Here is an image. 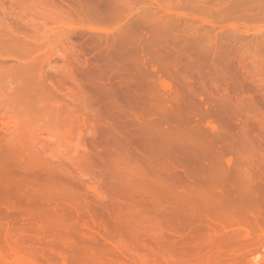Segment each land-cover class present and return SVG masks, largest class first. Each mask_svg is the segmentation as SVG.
I'll return each instance as SVG.
<instances>
[{"label":"bare ground","instance_id":"bare-ground-1","mask_svg":"<svg viewBox=\"0 0 264 264\" xmlns=\"http://www.w3.org/2000/svg\"><path fill=\"white\" fill-rule=\"evenodd\" d=\"M79 1L76 0V2H78L81 6L82 15L84 14L83 17H85L87 22L90 24V26L87 28L88 32H90L89 33L90 36H88V35L84 36L85 39L87 38V40H86L87 41V46H86L87 48H85L83 46L84 43L81 42L82 38L80 37L81 38L80 39V42H81L80 48H78L75 44L74 45L72 44L71 45L72 47L70 46L71 48L68 49V47H67L68 45L66 43L68 41H70L69 37H71V35L69 36V34H68V39L65 38V36H67V35H65L64 38L68 41L66 43L65 42L64 43L67 45L66 47H67V50L69 52L67 54L65 48H63L65 52L62 49V51L60 53H62V54L65 53L64 54L65 56L63 57L62 54L59 55L60 56L59 58H63L65 61L64 62L65 66L63 64V66L61 67L65 71L63 72V70L60 69V70H62V72H60V70L58 72H59V75L61 77H59V75H56V77H57V80H56V77L52 76L53 78L55 77L54 80H53V78H51V79L48 78L47 82L50 83L52 88L53 87L54 88L59 87L58 88L59 90L58 89L57 90L60 91V87L63 90V88L65 86H67V84H68V83H66L67 80L69 82L71 81V83H73L76 87V89L74 88L75 91L71 90V94L73 92V94L75 95L76 98L79 97L80 95L82 96L86 87H87V90H89V89L90 90L93 89V91L99 90V92L102 93V97L97 93V96L101 97L98 101L96 100L97 99L96 97H95L96 99L94 97L92 98L93 102H94V99L98 102V103L95 102L94 103L95 105L91 104V105H93L91 108L97 106V108L95 107L96 109L94 110V115H93L94 120H93V118L91 119V120H93L92 122H94V126L92 123V127L94 128L93 130L96 132V134L99 133V134L103 135V137H102L103 140L101 143H104V144L110 143L111 145L113 144L115 146L112 145L113 147H108V145H110V144H108L106 147H104V146H102L103 144L102 145L99 144L100 146H98L96 143L97 146L94 147V149L96 148L94 151L95 153L93 152L94 149L92 148L93 149L92 154H91V156H88V158L90 159V165L92 164L91 161L97 160V162L100 161L101 165H102V163L103 164L105 163L104 168H105L106 162H107V164L113 162V164H109V167H110V165H111V167L108 168V171L106 170L107 172L105 171V169L102 170V171H105L107 173V177H108L109 181L106 180V181H108V183L106 185L102 184V187L99 189V190H101V193L110 194V196H109L110 200H108V197H107V200L111 202L110 207H112V210H110V211L112 213H113V211H116V210L120 212V209L125 204V202H123V201L126 198H128L131 201V203L129 205V209H130V206H133V205L139 206V204L142 202H143L142 205L144 203L145 204L148 203V205L146 204V206H149V204L156 206V204H158L156 207H159L160 202L162 200H164L165 198H168L165 195L169 196L170 194L175 193V192L170 193L168 187L171 186L170 190H172L171 188L173 186V191H174V187L176 186L175 187L176 193L174 194V197H175L177 192L180 191L181 187H182L181 190H183V184L186 186V184L188 183L187 185H189L190 184L189 181H191V179H193L194 177L198 181H201V182L196 181V179H194V180L197 182V184L194 182H191V184L193 186L195 184V187L193 188L195 193L194 194L192 193L193 195H191L193 197L196 196V194H197L196 191H198V189L196 190V185H197V187H199V185L203 186V184H204V186L206 187L207 185L210 186V184H213V185H211V187L214 188L216 186L215 184H217V183L216 182L214 183V181H213V183H211V180H212L211 179V180H209L210 181V184H209V182L207 181V177L209 179L212 176L215 177V176H219L220 174L224 175V173H225V176H228V177L232 176L233 177V178H230L231 181L228 177L227 178L229 179L230 182H232V181L235 182L236 187H235L234 183L232 182V184L236 188L235 191L237 189H239L238 186L240 183H242L241 179L244 178V177L242 178V172L243 173L245 172V174H246L243 176L247 177V174H248V176L249 175L252 176L251 177L252 180H254L257 184L261 185V187L259 186L258 189H260V190H261V188L264 189V163L263 164L261 162L259 163L257 160V159L262 158L261 155L264 152L263 149H262V152L259 150L260 148H262L261 145L264 144V123H263L264 120H262V117L259 116L260 114L258 113L259 112L258 110L260 108L259 109L256 108V110H255V102H257L256 99L261 102L260 104H262V103L264 104V56H263L264 55L263 54L264 53L263 52V50H264L263 49V47H264V35L263 34L264 33L261 34L260 36L256 35V37L259 36V38H261V39H257L255 36L252 38L253 42L257 41V43H254V44L255 45L260 44L261 47L255 46L253 44L255 46L254 47L252 45V42H251L252 39L251 40L249 39V41L247 40L248 43L247 42L243 43L244 42V40H243L242 41L243 47H242V44H240V43H239V45H241V47H238V46H236L238 44L235 45L234 41L232 39L231 40L233 41V44H231L232 42L229 41L230 38L229 39L227 38V35H228L227 30L228 29L225 31V29L221 28L222 30H224V31H222V33L223 32H226V33L223 34V36H222V33H220L216 37H214L212 35L215 32L214 28H211L214 30V32H213L211 29L208 30L207 28H204V27L202 28L200 26V24H199V26L201 27L200 29H205V32H204L205 34H200V35L197 34L196 35V33H192L193 30H191V29L194 28V26H190L192 28H188V29L185 28V30H187V31L182 30L183 32H181L179 29H177V26H176L177 25L176 24L177 19L172 15V13H171L172 11H170V10H173L172 7L174 5L172 0H171V3H173V5H171V3H170L169 8L166 7L168 4H166V6H165L164 4H162V2H160L159 8L157 7L158 9L157 8L155 9V6L151 5L152 7L150 6V8H148V9L143 8V10H145V11L140 12V13L135 12L133 10V7H131V4H129V5L127 4L128 2H126V0H82L83 3H81L82 2L81 0H79ZM144 1H146V0H144ZM144 1L142 0V2H144ZM185 1L188 3V5L190 4V6H194V5H191V4H193L192 2H194V1H192V0H185ZM217 1H215L214 3H216ZM220 1H227V0H220ZM234 1H237V2H234L236 4L239 3L238 6H236L233 3V1L232 2L228 1V3L230 5L234 4V5H232L233 7L231 6L232 7L231 9L234 8L233 10H231L229 8L230 9L229 11L230 12L232 11L231 15H236L238 13L240 14V12L241 11L243 12V9L247 6V3L248 4L251 3L250 0H248V1L242 0L244 4L242 3L241 0H234ZM263 1L264 0H262L260 2V0H258V2H257V0H254L249 5V7L250 6L252 7L251 10L247 6V8H245V10L246 9H248V10L244 13L246 15L248 13H253L252 16H255V14H258L256 16H259L261 13L263 14L262 11H264V10L261 11L262 5L260 4V3H264ZM203 2H204V0H203ZM245 2H247V3L245 4ZM197 3H198V0H197ZM200 3H202V2H200ZM240 3L245 5L244 7H241V9L239 6H242V4H240ZM150 4L151 3H149V5ZM152 4H155V3L152 2ZM157 4H159V0H157ZM157 4H156V6H157ZM161 4H162V6H161ZM217 4H218L217 7H219V6L221 7L225 3L220 4V2L218 1L216 3V5ZM229 4H226V5H228L230 7ZM252 4H254V7ZM182 5H184V4H182ZM216 5L214 4V6H216ZM255 5L260 6V8H258V7L257 8L259 9V11H261V13L255 12L256 11ZM153 6H154V8H153ZM207 6H204V7L207 8ZM235 6L240 9V12L237 11L239 9H237ZM183 7L185 8V5ZM195 7H196V5H195ZM204 7L202 8L203 10H204ZM211 7H210V9H211ZM217 7H215V8H217ZM176 8L174 7V9H176ZM181 8L179 7V9H181ZM198 8H200V7L198 6ZM225 8H223V10ZM210 9L209 8L205 9V12L207 10L208 11L206 13H202L201 16H204L203 14L208 15L207 13L211 14V11H209ZM203 10H201V11L204 12ZM211 10H213V9H211ZM227 10L228 9H226V12H228ZM173 11H175V10H173ZM192 11H193V9H192ZM214 11H212V12H214ZM219 11H217V13ZM233 11H235L236 13ZM226 12L222 13V11H221L222 15L224 14L225 17L228 16V15H226ZM254 12H255V14H254ZM197 13L199 14L198 10H197ZM193 14L191 16H193ZM200 14H201V12H200ZM213 15H212V17H214V20H215L216 15L215 16H213ZM218 16H219V14H218ZM247 16L249 17V16H251V14H248ZM188 18H190V17L188 16ZM206 18H207V16H206ZM231 18H232V16H231ZM233 18L231 20H233ZM236 18H235V20H236ZM242 18H241V20H242ZM262 18L263 17L261 16V18H259V19H262ZM179 19H180V17H179ZM225 19H227V18H225ZM181 20H183V19H180V21ZM191 20H193V19H191ZM235 20H234V22H235ZM237 20L239 21V19H237ZM254 20H256V17ZM95 21L96 22L98 21L100 23L101 22L104 23V24L101 23V25H105V23H107L106 24L107 26H108V24L110 26H113L114 22L115 23L118 22L117 25H119V24L120 25L117 28H115L116 26L114 25L115 26L114 29H112V27L110 28V26H108L109 28L107 27L108 29L107 28L103 29V28H97V27L92 26L93 23H96ZM196 21H198V20H196ZM209 21L211 22V20H209ZM221 22H219V23L221 24ZM110 23H112V24H110ZM224 23L226 24V20H225V22L222 23V25ZM181 24H179V25H181ZM94 25H96V24H94ZM184 25H187V23L186 24L184 23ZM216 25H217V23H216ZM213 26H215V25H213ZM218 26H220V25L218 24ZM181 27H183V26H181ZM185 27H187V26H185ZM225 27L226 26L224 25L223 28H225ZM189 29H190V31H188ZM196 29H198V28H196ZM200 29H199V32H200ZM237 29H238V27H237ZM206 30H208V31H206ZM210 31H212V34ZM229 31H231V30H229ZM208 32H210L209 35L207 34ZM200 33H202V31ZM216 33H217V30H216ZM230 34L233 36L234 33H230ZM237 34H239V33H237ZM224 35H226V36H224ZM219 36L222 38L223 37L226 38L227 40H225V41H227V42H224V40L222 38L220 40ZM262 36H263V39H262ZM212 37L217 38L216 43H213L214 38H212ZM228 37H229V35H228ZM245 37H246V35H245ZM231 38H233V37H231ZM239 38L240 37H238V39ZM241 38H242V36H241ZM246 38H248V37H246ZM57 39L59 40L60 38H57ZM65 39H63V41H66ZM212 39H213V41H212ZM254 39H257V40L254 41ZM218 40L221 42H219ZM37 41H39V40H37ZM245 41H246V39H245ZM238 42H240V39L238 41H236V43H238ZM258 42H260V43H258ZM40 43H43L42 45L46 46V48H47V43H46V45L44 42H40ZM246 43L249 44L247 47L244 46V44H246ZM56 44L57 43H55V45ZM42 45L40 44V46H42ZM62 45L63 44L61 43V47H62ZM250 46L251 47L253 46L254 48L252 47V49H251ZM57 47H59V48H57V50H55V47H54L55 53H56V51H58V49H61L60 44L57 45ZM248 47L250 48L251 52H253V53L258 50V48L255 50L256 47H260L263 50L259 49L262 51L261 52L258 51L257 53L255 52L253 55V53L252 54L250 53V50ZM88 51H94L95 53L92 54L91 52H88ZM87 53H90L91 56ZM86 54L90 57L86 56ZM255 54H257L261 58H259ZM47 55H50V54H47ZM51 56H53L52 58H54V56H55L54 53H53V55L51 54ZM47 58L48 57H46L44 60H42L43 61L42 67L45 66L43 63H45L44 61ZM41 59H43V57ZM38 61H37V64L39 63ZM47 61L49 62L50 59L49 60L47 59L46 63H48ZM39 65L41 66V64H38V66ZM35 68H37V66ZM37 72H38V70H37ZM60 73H62V74H60ZM42 77H44V76H42ZM42 77L40 79H42ZM84 77L88 79L86 82L84 81L85 80ZM58 78H60V79H58ZM83 78H84V80H83ZM36 79H37V77H36ZM41 81H40V83H41ZM43 81H45V80H43ZM41 85L43 87V85H44L43 82L41 83ZM62 90H61V93H63ZM51 92H52V90H50V93ZM53 93H52L53 96H55V95L60 96V93H59V95L53 94ZM86 93H87V91H86ZM66 94H68V91L66 92ZM74 95H72V96L74 97ZM90 95H93V94H90ZM62 96H65V94ZM81 96H80V98H81ZM58 99H61V98L58 97ZM78 99H74V100L78 101ZM259 101L257 103H259ZM96 104H98V105H96ZM256 106L258 107L260 105L256 104ZM67 110H70V109H67ZM72 111L70 110V112L73 114L74 112H72ZM71 113L69 114V112L67 111L68 115H72ZM74 116H73V118H74ZM68 117L69 116L66 117L68 123L71 121L76 122V121H74L75 118L74 119L71 118L72 120H70ZM6 122L10 123V121L7 119H6ZM206 122L208 123V125L211 126L212 130L209 132L207 130L205 132L206 133L205 136L197 135L199 133L197 132L198 130H195V129L199 128L203 132L205 127H202V126L205 125ZM7 123H5V124H7ZM11 123H12V121H11ZM0 124H1V122H0ZM194 126H196L197 128H195ZM193 127L195 129L192 131L193 133L191 134L190 131L192 130ZM10 128H8V129L10 130ZM0 132H1V130H0ZM195 133H196V135H194ZM8 134H10V133H8ZM2 135L3 136L0 137V190L3 191L4 193L6 192L7 196L9 195V198H8L9 201L6 198H5V201H3L4 200L3 196L0 195V197L2 196V198H0V206L5 205L4 202L7 203L6 200L8 202H10V198L12 196L11 203H8V205H12V206L17 208L16 211H18V212L15 213L14 215L18 216L17 220H20L19 222H21L22 218L24 216V212L22 210H24L25 208H26V210H29L30 208L34 207L35 210L37 208H38V210L39 209L41 210V208L44 205L48 204L49 201H50V203H52V201H55L54 200V199H56L55 197L58 198L59 195L57 196V194H56V196H55L53 191H52V194L54 196L52 194H49L50 197L52 198V199H49L50 198L49 195L47 196V194L49 192L47 191L48 192L47 193L43 190L44 187L49 184V183L46 184L47 182L45 183L46 180L48 181V177L55 181L56 178L54 177V173H56L55 169L57 167L54 166V167H51V169H50V167H48L47 163H45L46 161H43L42 158H39L40 157V156H38L39 154L38 155L35 154L33 156L34 158L33 157H30L31 159L27 158L28 160L27 161L24 160L25 162L19 161L21 163L14 160L17 156L14 159L8 158L5 155H7L6 153H8L10 146H12L10 144L12 142V140L6 139V137H4L5 136L4 134H2ZM21 135H22V133H21ZM6 136H9V135H6ZM125 137H127V138H125ZM200 137L201 138L205 137V139L201 140ZM24 140L26 141V142L24 141V144L27 143V145H26V147H27L29 145V142L26 139H24ZM18 142H20V141H18ZM18 144L19 143H17V142L15 143L16 146ZM22 144L20 147H22ZM257 145H260V147L259 146L257 147ZM27 148H29V147H27ZM251 148L252 149L256 148L255 152L257 155L255 157L260 156V158H258V157L257 158H255V157L250 158L249 157L250 159L248 158V161H246L247 159H246V157H244L245 152L242 153V151H245V150L247 151L249 149V152H250ZM23 149H24V147H23ZM119 149L128 150L132 156H134L136 158H140V159H138L139 162H140V160H142L143 164L145 163L146 166L148 167L149 172H147V173L149 175L152 172H154L153 177L157 175L156 178L154 177L155 182H152V180L154 179V178H152V176L148 177V179H150L152 182L151 186H148L147 184L144 183L147 176H148L146 174V171H147L146 166H144L145 170L142 172H140L141 168H139V170H140L139 172L143 173V174L140 175V174H137L139 172H134L138 176L137 177L138 181L140 179L139 177H142L140 179L141 181H139V182H141V184L139 182L135 181L136 179L135 180L133 179L134 177L131 176L133 173L131 175L129 174L133 170L129 171V169L128 170L126 169L127 167L126 168L123 167L124 169H126L127 172L129 171V173H128L129 176H128L127 174H125L127 172L126 171L124 172V169L119 168V166L118 167L112 166L118 162V160H116V158H117V154H118L117 150H119ZM257 149L259 151H257ZM19 150L17 152H19ZM26 150H28V149H26ZM11 151H10V153H11ZM22 151H24V150H21V152ZM17 152H14L15 153L14 155H11L9 153L10 157L15 156L17 154ZM125 152L123 151V153H125ZM249 152H246V154H248L247 157L250 156ZM251 152H252V150H251ZM255 152H254V154H255ZM260 153H262V154H260ZM258 154H260V155H258ZM252 155L253 154H251V156ZM43 156L44 155H42L41 157H43ZM127 156L123 159L128 158ZM18 158H20L19 160L22 159L20 156H18ZM76 158L78 159V157H76ZM136 158H135V160H136ZM232 158H234V160L236 161L235 162L233 160V163L237 166L235 168V165H233L234 169L232 168L233 167L232 161H231ZM119 159H122V158L120 157ZM79 160H82V158ZM129 160H131V159L129 158ZM50 161H52V160H50ZM122 161H124V160H122ZM260 161H261V159H260ZM78 162H77V164H78ZM126 162H127V160H126ZM134 162H133V164H134ZM120 163H122V162L120 161ZM82 164L85 165L84 162ZM137 164H136V166H137ZM261 164H262V166H261ZM60 165H61V163H60ZM87 165L89 166V163ZM93 165H94V163H93ZM130 165H131V163H130ZM107 166L108 165H106V167ZM134 166L135 165H133V167ZM203 167H205L206 170H204ZM220 167L223 168V169L221 168L222 171L219 170ZM130 168H132V167H130ZM58 169H56V170H58ZM78 169H79V167H78ZM91 169H89V170H91ZM96 169L100 170V168H96ZM202 169L204 172L206 171L208 176L205 175L204 173H201ZM53 170H54V173H53ZM84 170L86 171L85 168H84ZM136 170H138V167L136 168ZM150 171H152V172H150ZM90 173H92V172L90 171ZM94 173H95V171H94ZM57 174L60 175L59 173H57ZM229 174H230V176H229ZM87 175H89V174H87ZM100 175H103V174H100ZM142 175L146 176V178L144 177L145 179H143ZM161 175H165L167 179H163L162 178L163 176H161ZM202 175H205V177L207 176L205 178L206 183L204 181H202L204 179V178L201 179V177H203ZM209 175L211 177H209ZM65 176H66V173H65ZM97 176H98V174H97ZM103 176L106 177L105 175H103ZM104 177H103L102 182L106 183L104 181L105 180ZM198 177L201 180L198 179ZM224 177H222L221 179H223ZM57 178L60 180L61 177L59 176ZM92 178L96 179L94 177H92ZM100 178H102V176H100ZM215 178H216V180L219 178L218 181L220 180V176L215 177ZM251 178H249V180H250L249 184H251V181H252ZM142 179H143V181H142ZM169 179H173V180L175 179V181H177V179H178L180 181H177L176 183L173 181L175 183V185H173L172 180L170 182L169 181L167 182V180H169ZM235 179H237V180L235 181ZM57 180H56V182H57ZM64 180H65V178H63L62 181H64ZM158 180H160V181L164 180V182H159V184H158ZM165 180H166V183H165ZM181 180L184 183L183 184L179 183V184H181V185H179L178 182H182ZM223 181L226 182L228 180H226V177H225V179ZM243 181H244V183H248V180H247V182H245V179ZM71 182H69V183H71ZM60 183H61V181H60ZM137 183L139 185H137ZM160 183L163 184V185L161 184L163 188H164V183L165 184L168 183L170 186L167 184L168 186L167 187L165 186V188H164L165 190H164L160 186ZM219 183L221 184L220 185L221 191L219 190V188L217 186H216V188H218V189L214 188V189H216L214 191H215V193H217L216 191H218V192L220 191V192L224 193L225 191H222V190H225L224 189L225 183H223L224 186H222V183L220 181H219ZM236 183H238V184H236ZM244 183L241 184V186L243 185L242 188L244 187L243 189H245V186H246V185L244 186ZM252 183H254V182H252ZM143 184H144V188L142 187ZM249 184H247L248 185L247 187H248L249 192H250L251 191L250 189L252 188V186L249 187L250 186ZM257 184L254 185L255 186L254 190H256ZM62 185H64V184L62 183ZM76 185L80 186L78 183H76ZM127 185L128 186L129 185H133V186L135 185V187L139 186L138 189L143 190V192H142V190L140 191V192H142V194L138 192L139 197H141V199L136 195V194H138V193H136L137 191L126 189ZM177 185H179L178 188H177ZM192 185L190 186V188L189 187L184 188V190L186 189L185 191L187 193V195H185L187 197L184 199V200H186V201H184L186 204H188V202L190 201V200L188 201V199L191 197L190 193H189V189L192 188ZM228 185H229V183H228ZM58 186H60V185H58ZM226 186H225V188H229V186L228 187H226ZM51 187H53V186H51ZM51 187H50V189H51ZM161 188L163 191L161 190ZM166 188H167V190H166ZM200 188H199V191H201V194H202V192H204V191H202L203 187L200 186ZM206 188L208 189V186ZM210 188L208 189L209 191H210ZM231 188H233V187H231ZM56 189H54V190H56ZM64 189H63V191H64ZM131 189H132V187H131ZM136 189H137V187H136ZM187 189H188V191H187ZM48 190H49V188H48ZM51 190H53V188ZM58 190H59V188H58ZM58 190H56V191H58ZM229 190H231V189H229ZM240 190H241V188H240ZM242 190H241V192L243 193L245 190H243V191ZM262 190L258 192V194H260V196H264L261 194V193L264 194V191H262ZM63 191H62V193H63ZM94 191H95V189H94ZM166 191L169 193H167ZM161 192H165V193H161ZM182 192L180 191L178 193V195L183 194L182 196H184L185 192H183V193ZM228 192H231V191H228ZM237 192H239V190H237ZM237 192H235V194ZM252 192L256 193V191H251V193H250L251 198L253 195ZM207 193L208 192H206V194ZM227 193L224 194L225 196L224 195L220 196V198L222 197V199H223V197H225L227 201L225 200L226 202H224L223 200H221V201H223L222 204L219 200H218V202H220L219 204H221L222 207L225 203H227V207H226V204L224 206L226 207V209H228V207H229L230 210H231V208H233V210H231L233 212H234L235 208L242 207V204L240 205V203H242L243 197L249 196V194L243 193V195L244 194L245 195L244 196L242 195V199L240 198V201L241 200L242 201L238 202L239 197H238V199L236 198L237 200H235L234 198L237 195H241L240 192L237 193V195H235L234 198H233V195H234L233 191L231 193H228V194ZM161 194H164L163 196H165V198H163L160 201ZM208 194L210 195L212 193L210 192ZM214 194H213V196L215 197ZM229 194H231L232 196H230ZM197 195L199 197L198 196H196V197L198 199L200 198V200H201V197H202V195L203 196L205 195V192H204V194L201 195V197H200V192ZM217 195H219V194H217ZM254 195H257V194H254ZM60 196H61V193H60ZM258 196H255V197H258ZM105 197H106V195H105ZM174 197L172 196V198H174ZM206 197H207V195H206ZM212 197H209V199ZM214 197H213V200L216 199V197L215 198ZM102 198H104V196L100 198V202L102 200L106 199V198L105 199H102ZM138 198H139V200H137ZM170 198H171V196H169V198H168V201H169L168 203L173 201L172 198L171 199ZM177 198H176V200L174 199L173 203L175 201H177V202H175L173 204V206L177 203L178 207L176 206L177 204L175 205V207H177V209H178V208H180L179 203H178V200L180 198H178V200H177ZM228 198H230V200H228ZM258 198L260 200L259 199H257V200L262 202V198H264V197H261V198L258 197ZM128 199H126V201ZM107 200H105V201H107ZM180 201H182V200H180ZM192 201H195V200H192ZM192 201H190V202H192ZM214 201H216V203H217V200H214ZM252 201L253 202L255 201L254 202L255 206L259 207V205H260L259 203H258L259 205L257 204L258 201H256V200H251V201L246 200V202L244 200L243 203H245V206L243 204V208L247 212L249 210V207H247L248 206L247 203L251 204L250 202H252ZM164 202H166V201H163V203ZM184 202L182 201L181 203H184ZM195 202H193L194 204L192 206H194L195 204L197 205V203H198L197 207L203 208V206L200 207L201 204H203L204 202H208V201L204 200L203 203L200 202V205H199L198 201H197V203H195ZM253 202H252V204L254 205ZM2 203H3V205H2ZM102 203H103V201H102ZM127 203L125 205H127ZM168 203L166 202L165 205L166 204L168 205ZM171 204H172V202H171ZM54 205H56V204H54ZM54 205H53V207H54ZM98 205H100V204H98ZM189 205H191V203ZM154 206L153 207L151 206V207L154 208ZM169 206L172 207V205H168L165 207L169 208ZM180 206H181V208H183V206L181 204H180ZM28 207H29V209H27ZM62 207H64V206L61 204L60 208H62ZM165 207H163V208H165ZM184 207H188V205H186ZM222 207H220L219 209H221ZM252 207H254V206H252ZM60 208H57V209H58V211L60 210L62 212V210ZM102 208L104 211L105 210L104 207H102ZM143 208H145V207H143ZM190 208L195 213L198 212L195 209L196 206L194 208L195 210L192 207H190ZM254 208L252 210L258 211L257 215H256L257 217L255 220H256V222H259L258 220L262 216H263L262 218L264 219V215H263L264 214L263 213L264 212V206L260 205L259 208H261V212L259 211L260 209H257V208L254 209ZM159 209H160V207L158 209H156L158 211H154L155 209L154 210L151 209V210L154 211L153 212L154 215L158 212V214H160V216H161L164 213L165 209H163L164 211L163 210L161 211ZM174 209L175 208H173V210L171 209L170 213H169V210L167 209L166 211H168L169 214L166 213L167 214L166 216L169 215V217H170V214L174 213ZM185 209L187 210V208H185ZM191 209H189V210H191ZM205 209H208V208L205 207ZM226 209H224V210H226ZM43 210H45V209H43ZM127 210L125 212L134 211V209L132 207H131V210H129V211H127ZM136 210L140 211L139 209H136ZM182 210H184V208ZM192 210L189 213L192 214ZM201 210H203V209H201ZM228 210H226V215H227ZM241 210L244 211L241 208H239V210H236L237 213H235V215L238 214L239 213L238 211H241ZM252 210H251V214L255 213V212H252ZM30 211H31V209H30ZM159 211H161L162 214L159 213ZM176 211L177 210H175V212ZM3 212H4V210H3ZM3 212H0V213H3ZM52 212H51V214L53 215ZM111 212L109 214H111ZM140 212L144 213V210L143 211L141 210ZM149 212L151 213V211H149ZM244 212H241L240 215H242V213L244 214ZM33 213H34V211L32 212V214H30V213L29 214L33 215ZM39 213H40V211L37 212L38 215H39ZM43 213L41 212V214H43ZM107 213H108V211H107ZM153 213H151V214H153ZM261 213H263V214H261ZM45 214H46V212H45ZM122 214H124V216H122V218L125 217V213H121V215ZM138 214H139V217L141 216V218H144V217H142L143 214H141L139 212H138ZM175 214H177V213H175ZM178 214H177V216H179ZM191 214H187V216L190 215L189 216V218H190L192 216ZM199 214H201V213L199 212ZM230 214H232V212ZM249 214H250V212H248V215ZM258 214L259 215L261 214V217H258ZM38 215H35L34 217L36 218V216H38ZM105 215H106V213H105ZM145 215H146V212H145ZM163 215H165V214H163ZM163 215H162V217H163ZM201 215H200V217H201ZM203 215H204V213H203ZM203 215H202V217H203ZM207 215H210V214L208 213ZM226 215L224 214V216H226ZM235 215H233V214L230 215L232 217L234 216L233 220H235V217H236ZM244 215H245V217L246 216L248 217L247 214H244ZM16 216H14V218ZM46 216H48V215H46ZM46 216L43 215L42 217L46 218ZM131 216L135 217L134 214H132ZM131 216L129 214L128 217H131ZM158 216H156L155 218L157 219ZM194 216L195 217L197 216V218L199 219L198 215L195 214ZM39 217H41V215ZM133 217H131V218H133ZM146 217H147V215H146ZM159 217H158V219H159ZM162 217H161V219H159L160 221L161 220L164 221V217L163 218ZM171 217L173 219H175V218L177 219V217L174 218V214ZM202 217H201V221L209 220V218H207V220H206L205 219L206 217L204 219H202ZM226 217H224L223 220H225ZM241 217H243V216H241ZM43 218H42V220H43ZM103 218H104V220H106L105 217H103ZM113 218H112V220H113ZM116 218L117 217H115V219ZM141 218L140 219L138 218V219L141 220ZM197 218H196V220H197ZM237 218H238V216H237ZM239 218H240V216H239ZM249 218H251V217H249ZM257 218H259V219L257 220ZM0 219H1V217H0ZM107 219H108V217H107ZM144 219H142V221ZM146 219H148V217ZM149 219H151V217ZM152 219L149 220V222L152 221ZM166 219H169V218L167 217ZM166 219H165V221H167ZM228 219L231 220L232 218L228 217ZM243 219H245V218H243ZM139 220H138V222H139ZM186 220H187V218H186ZM240 220H242V218ZM246 220L249 221L250 219L248 220L246 218ZM260 220H262V219H260ZM135 221H137V219ZM144 221H146V223H147L146 226H147L149 222L147 220H144ZM156 221H158V220H156ZM170 221H172L171 218H170ZM174 221H175V223H177V227H178L179 221L178 222L176 220H174ZM183 221L185 222V219ZM229 221L225 222L224 224L231 223V221L230 222ZM238 221L235 224H239ZM253 221L254 220L250 221L251 226H252ZM263 221L264 220H262V222ZM22 222H24V221H22ZM153 222H154V220L152 221V223ZM189 222H190V219H189ZM194 222L196 223L198 221H193V223ZM208 222H206V223L202 222V223L207 224ZM244 222H245V224H247L246 221H243V225H244ZM107 223H108V221H107ZM126 223H128V222H126ZM233 223H232V225H233ZM179 224H182V222L181 223L179 222ZM240 224H242V223L240 222ZM263 224L261 223V226H264ZM124 225H125V228H128V227H126V225L128 226L129 224L124 223ZM188 225H190V224L188 223ZM197 225H198V223H197ZM199 225H200V223H199ZM180 226L184 227L183 224ZM202 226L204 227V225H202ZM202 226H198L197 228L202 227ZM227 226H229V225H227ZM253 226H254V224H253ZM113 227H115V226L113 225ZM177 227L175 229L177 232H180V231H178L179 229L180 230L183 229V227L182 228L179 227V229L177 230ZM244 227H245V225H244ZM125 228L121 227L120 229H125ZM248 228H249V226L247 227V229ZM153 229H155V228H153ZM153 229H151V230H153ZM158 229H159V227H158ZM199 229H202V228H199ZM252 229L254 230V228H251V231H252ZM185 230H187V228H185ZM215 230L218 231L217 228ZM196 231H197V229H196ZM200 231L201 230H198V232H200ZM181 232H183V231H181ZM243 234H241V235H243Z\"/></svg>","mask_w":264,"mask_h":264},{"label":"rangeland","instance_id":"rangeland-1","mask_svg":"<svg viewBox=\"0 0 264 264\" xmlns=\"http://www.w3.org/2000/svg\"><path fill=\"white\" fill-rule=\"evenodd\" d=\"M172 1H173L174 5H173V3H171V0L170 1L169 0H165V1L159 0V4H157V0H154V1L153 0H151V1L146 0L144 2H142V0L141 1L140 0H126V2H128L127 4L128 5L131 4V7H133V10L135 12H139V13L145 11V10H143V8L148 9V8H150L151 5H154L155 9L157 7L159 8L160 2H162V4H164L165 6H166V4H168L166 6L168 8L170 7L169 5L171 3V5H173V7L172 6L171 7L175 11H173V10H170V11H172L171 12L172 15L177 19V21H176L177 25L176 24L175 25L177 26V29H179L181 32H183L182 30L187 31V30H185V28L188 29V28H192L190 26H194V28H192L191 30H193V31L195 30V31L194 32L192 31V33H196V35L197 34L200 35V34H205L204 33L205 29H200L201 27L207 28L208 30L211 28H214L215 32L213 29H211V30L214 33L212 34V31H210V32L214 37H216L217 35L222 33V31H224L222 29H225V31L228 29L227 34L229 35V37L227 35V38L228 39L230 38L229 41L232 42L231 44H233V41H234L235 45L238 44V45H236L238 47H241V45H239V43L242 44V47H243V43H245V42L248 43L249 39L251 40L254 36L255 37H256V35L260 36L261 34L264 33V16H263L264 11H262V10H264V8H263L264 3H260L262 0H260L259 3L262 5L261 11L263 12V14L258 9V8H260V6L255 5L256 6L255 12L261 13L259 16H256L258 14H255V12H254L255 16H252L253 13H248L252 8L251 6L249 7V5L254 0H252V1L250 0L251 3H249V4L247 2H245V4L247 3V6L250 9L247 12L248 14H251V16H249V17L247 16L248 14L246 15L244 13L248 10V9L245 10V8H247V6L243 9V12L242 11L240 12L241 7L245 6V5H243L244 3L242 0L241 1L243 4L240 3V4H242V6H239L240 9L236 7V6H238L239 3L238 4L234 3V2H237L234 0H227V1L218 0L220 2V4L225 3L221 7L220 6L217 7L218 6V4L216 5V3L218 2L217 0H211L213 3L210 0H204V2H203V0H198V3H197V0H192L194 2H192L193 4H191V5H194V6H190V4L188 5V3L185 0H172ZM199 1L202 3H200ZM215 1H217V2L214 3ZM228 1L229 2L233 1V3L236 5L235 7L237 9H239L237 11H239L241 15L239 13L236 15H231L232 11L230 12L229 10L233 7L232 5H234V4L230 5L228 3ZM148 2L151 4L149 5ZM152 2L155 4H152ZM257 2H258V0H257ZM81 3H83V1ZM156 4H157V6H156ZM162 4H161V6H162ZM182 4L185 5V8L183 7L184 5H182ZM214 4L216 6H214ZM226 4H229L230 7ZM195 5L197 8L195 7ZM197 5L201 9L198 8ZM252 5L254 7V4H252ZM154 6H153V8H154ZM204 6H207V8H209V9L211 6L213 7V8L211 7V9H213V10H211V9L209 10V11H211V14L210 13H207L208 15L203 14L205 17L201 16L202 13H206L208 11L207 10L205 12V9H207V8ZM174 7L175 8L177 7L176 8L177 10L174 9ZM179 7L180 8L182 7V8L179 9ZM203 7H204V10L202 9ZM215 7H217L218 9ZM222 7L223 8L226 7V8L223 10ZM192 9H193V11H192ZM196 9L199 11V14L197 13ZM226 9H228L227 11L229 13L226 12ZM233 9H231V10H233ZM201 10H203L204 12H202ZM212 11H214V12H212ZM217 11H219V12L217 13ZM221 11H222V13L226 12V15H228V16L225 17L224 14H223L224 15L223 16ZM200 12H201V14H200ZM233 12H235V11H233ZM192 14H193V16H191ZM218 14H219V16H218ZM212 15L213 16L216 15L215 20H214V17H212ZM83 16H84V14L82 15L81 6L78 2H76V0H0V120H1L0 121L1 122V124H0V130H1L0 137H2L3 136L2 134H4L5 135L4 137H6V139L12 140V142L10 143L12 146H10L8 153H6L7 155H5V156H7L10 159H12V158L14 159L17 156L14 159L15 161L25 162L28 159H31L30 157H33L35 154L36 155L39 154L38 155V156H40L39 158H42L43 161H46L45 163H47V165H48V167H50V169H51V167H54V166L57 167L56 169L59 168L58 170L55 169L56 173H54V170H53L54 177L56 178L55 181L48 177V181L46 180L45 183L47 182L46 184H48V183L49 184L47 186H45L43 189L45 192H47V191L49 192V193L47 192L48 194L46 193L47 196L49 194H52V191H53L55 196H56V194H57V196L59 195L58 198L55 197L57 200L56 199H54L55 201L51 200L52 203H50V201H49L48 204L44 205L41 208V210L40 209L38 210V208L35 210L34 207H32L33 209L30 208L31 211L32 210L34 211L33 215H30V214H32L33 211L31 212L29 207L27 208L29 210H26V208H25L24 210H22L24 212V216L22 218V221H24V222H22V221L19 222L20 220H17L18 216L14 215L15 213L18 212V211H16L17 208L12 206V205H8V203H11L12 196L10 198V202H8L9 201L8 200L9 195L7 196L6 192L4 193L3 191L0 190V195H2L3 199H4L3 201H5V198L8 200V201L6 200L7 203L4 202L5 205H3V203H2L3 206H0V212H3V210H4L3 213H0L1 214L0 215V217H1V219H0V264H252V263L253 264H264L263 263L264 262V226H261V223L262 224L264 223V221L262 222V220H264V219L262 218L263 216L261 217V214H263L264 212L261 213L260 215L258 214V217H261L260 219H262V220H260L259 218H257V220L259 219L258 220L259 222L261 221L259 223V222H256V220H255L257 217L256 215H257L258 211L252 210L254 207L255 208L258 207V206H255V203H254L255 201L254 202L252 201L254 203V205L252 204V202H250L251 204L247 203V205H248L247 207H249L248 212H250L249 215H248V212L246 210H244V208H243V204L245 206V203H243L244 200H245V202H246V200L258 201L257 200V199H259L258 197H260V198L264 197V196H260V194H258V192L261 191L263 188H261V190L258 189L259 186L261 187V185L257 184L254 180H252V178H251L252 176H250V175L248 176V174H247V177L243 176V175H246L245 172L244 173L242 172V178L243 177L244 178L243 179L240 178L242 180V183L239 184V186H238L239 189H237V190H239L241 195H237V193H239V192H237V190L235 191V189H236L235 188L236 187L235 182L232 181L234 183L235 187L232 184V182H230L231 181L230 178H233L232 176L231 177L225 176V173H224V175H222V174L219 175L220 176L219 181L222 183V186H224L223 183H225V186L227 185L226 187L229 186V188H225V186H224L225 190H222V191H225V192L223 193V192H220L221 191V189H220L221 184L218 181L219 178L217 180L215 178V177H219V176H215V177L212 176L213 177L212 178L209 175V177H211V178L208 179V177H207L208 175H207L206 171L205 172L203 171V169L201 170L202 171L201 173H204L205 175H207L206 177H207V181L209 182V184H210L209 180L212 179L211 183H213V181H214V183L216 182L217 184H215V185L219 188L220 191L219 192L216 191L217 193H215L214 190H216L218 188H216L215 185H214L215 186L214 188H216V189L211 187V185H213V184H210V186L207 185L208 189L211 187L210 191L206 188L207 186L206 187L204 186V184H203V186L199 185V187H197V185H196V190L198 189V191H199V188L201 186V187H203L202 191L205 192V195L203 196L202 194H204V192H202V194H201V191H199L200 197L202 195L201 200H200V198L198 199L196 197V196H198L197 195L199 193L198 191H196L197 192L196 196H194V197L191 196L195 193V191L193 189L195 187V184L193 186L191 184V182H194L197 184L196 181H198L195 177L194 178L192 177L193 179H191V181H189L190 184L187 185L188 184L187 183L186 186L183 184L184 182L182 180H181L182 182H178V184L179 183L183 184V190H181L182 189L181 186H180L181 188L180 187L179 188H180L181 192L182 191L185 192L184 196H182L183 194L178 195V193L180 192V191H178L174 197V194L176 193V191H175L176 186L174 187V191H173V186L171 188L172 190H170L171 186L167 183L170 186V187H168L170 193L175 192L174 194L169 195V196H171V198H172V196L174 197V198H172V200L173 201H174V199L176 200L177 197L180 198L179 200L177 198L180 208L177 209V207H178L177 203H176L177 205L175 204L177 207H175V205L173 206V204L177 201H175L174 203H173V201H171L172 204H171V202L168 203L169 202L168 201L169 196L165 195L168 197V198H165V196H163L164 194H161L160 201L163 198H165V199L161 201L162 203L160 202V205L162 204L163 206L159 205V207H160L159 210L162 211L163 209H165V211L163 210L164 211L163 214H165V215H163L161 211H159V213H161L163 215L164 221L159 220V219H161L162 215L160 216V214H158V212L157 213L155 212L156 213L155 215L153 213L154 211H158L156 209L159 208V207H156L158 205L156 203H155L156 206L150 205V204H149V206H146V204L148 205V203H146V204L144 203L142 205V203H143L142 202V203H140L141 204L140 205L137 202L139 204V206L133 205V206H130V209H129V205H130L131 201L128 198H126L128 200L126 201V199H125L123 202H125V204L127 202L128 203H127V205H125V204L123 205L124 208L122 207L123 209L121 208L120 212L116 210V211H113V213H112L110 211V210H112V207H110L111 202L108 201V200H110V197H109L110 194L101 193V190H99V189L102 187V184L106 185L108 183L109 179L107 177L106 172L108 171V168L111 167V165L109 167V164H113V162L109 163V164H107V162H106V165H108V166L106 167V165H105V168H104L105 163L104 164L102 163V165H101L100 161L97 162V160L91 161L92 164L90 165V159L88 158V156H91L92 150L97 145L100 146L103 144L102 146L106 147L108 144H110V143H108V144L105 143L106 144L105 145L104 143H101L103 140V138H102L103 135H101L99 133H97L98 134L97 135L96 132L93 130L94 128L92 127V123L94 126V122H92L94 120V116H93L94 110L97 108V106H95L96 108L95 107L91 108V107L93 105H95L94 103L97 102L102 97V93H100L99 90L93 91V89L90 90L89 88H88L89 90H87V87H86L85 90L87 91V93L84 90V93L82 94V96L80 95L81 98H80V96L76 98L75 95L73 94V92L71 94V90L75 91V89H76L75 85L73 83H71V81L69 82L67 80V82H66V83H68L67 86H65V87L63 86L64 87V88L62 87L63 90L60 87V91H58L59 87L58 88L57 87L52 88L50 83L47 82L48 78L51 79V78H53L52 76L56 77V75H59L58 71L60 69H62L61 67L63 66V64L65 66L64 59L59 58L60 57L59 55L62 54L60 52L62 51L63 48H65L67 54L69 52L67 50V47H68V49H70L72 47L71 46L72 44L73 45L75 44L78 48H80V43L82 42V43H84L83 46L85 48H87L86 47L87 46V41H86L87 38L85 39L84 36H87V35L90 36V34H89L90 32H88V30H87V28L90 26V24L87 22V20ZM188 16L193 20L188 18ZM206 16L208 19L206 18ZM231 16H232V18L234 17L233 20H231L232 19ZM261 16L263 18L259 19V18H261ZM179 17H180V19H183V20L180 21ZM217 17L218 18L220 17V18L218 19ZM255 17H256V20H254ZM225 18H227V19H225ZM235 18H236V20H235ZM241 18H242V20H241ZM195 19L198 21H196ZM237 19H239V21ZM209 20H211V22ZM225 20H226V24L224 23L222 25V23L225 22ZM234 20H235V22H234ZM219 22H221V24ZM101 23L97 21L96 23H93L92 26L97 27V28H103V29L110 26L109 24L107 26L106 25L107 23H105V25H101ZM184 23L185 24L187 23V25H184ZM216 23H217V25H216ZM94 24H96V25H94ZM102 24H104V23H102ZM110 24H112V23H110ZM117 24H118V22L117 23L114 22L113 26H110V28L112 27V29H114L115 26H116L115 28L119 27L120 24L119 25H117ZM179 24H181V25H179ZM199 24L201 27L199 26ZM218 24L220 26H218ZM213 25H215V26H213ZM224 25L226 26L225 28H223ZM181 26H183V27H181ZM185 26H187V27H185ZM237 27H238V29H237ZM196 28H198V29H196ZM199 29H200V32L202 31V33L199 32ZM208 30H206V31H208ZM216 30H217V33H216ZM229 30H231L232 32ZM188 31H190V29ZM210 32H208L207 34L209 35ZM229 32L234 33L233 36ZM225 33L226 32H223L222 36ZM237 33H239V34H237ZM68 34H69V36L71 35V37H72V38L69 37L70 41L65 39V38L68 39ZM65 35H67V36H65ZM236 35L238 37H240L239 38L240 42H238V43H236V41L239 40ZM245 35L248 38H246ZM64 36H65V38H64ZM220 36H219V38L221 40L222 37H220ZM224 36H226V35H224ZM230 36L233 38H231ZM241 36H242V38H241ZM259 36L256 38L261 39V38H259ZM80 37L82 38L81 42H80V39H81ZM214 37H212V38H214ZM57 38H60V39L58 40ZM63 39H65L66 41H63ZM216 39L217 38H214V41L212 39L213 43L217 42ZM222 39L224 40V42H227V41H225V40H227L226 38L223 37ZM245 39H246V41H245ZM257 39H254V41H256ZM262 39H263V36H262ZM37 40H39V41H37ZM243 40H244V42L242 43ZM40 42H44L45 45L47 43V48H46V46L42 45L43 43H40ZM64 42L65 43L67 42L66 44L68 46ZM219 42H221V41H219ZM251 42H252V45L254 43H257V41L253 42V39L251 40ZM55 43H57V44L55 45ZM61 43L64 46L62 45V47H61ZM258 43H260V42H258ZM40 44L42 46H40ZM59 44H60L61 49H58V51H56V53H55L54 51L57 50V48H59V47H57V45H59ZM246 44H244V46L247 47L249 44H247V45ZM255 46L261 47L260 44L255 45ZM54 47H55V50H54ZM252 47L250 46L251 49H252ZM260 47L255 48V50L258 48L257 51H255L254 49L253 50L256 53L258 51L261 52L264 49V47L262 46L263 49ZM250 48H249V50H250ZM259 49H262V50H259ZM63 51H64V49H63ZM88 52H91L92 54L95 53L94 51H88ZM263 52H264V50H263ZM53 53L55 55L54 58H52L53 56H51V54L53 55ZM250 53L252 54L253 52H251V50H250ZM254 53H253V55H254ZM47 54H50V55H47ZM64 54H62L63 57L65 56ZM87 54L90 55V53H87ZM87 54H86V56H88ZM255 55L258 56L257 54H255ZM90 56H88V57H90ZM42 57H43V59H41ZM46 57H48L47 59L48 60L50 59V61L49 62L47 61L48 63H46V60H47L46 59L44 61L45 63H43L45 66L42 67L43 66L42 60H44ZM258 57L261 58L260 56H258ZM37 61L39 62L38 64H41V66L40 65L38 66ZM35 65L37 66V68H35L36 67ZM37 70H38V72H37ZM62 70H63V72L65 71L64 69H62ZM62 70H60V72H62ZM60 74H62V73H60ZM42 76H44V77H42ZM36 77H37V79H36ZM41 77H42V79L44 78L43 80H45V81L40 79ZM59 77H61V76L59 75ZM54 78H53V80H54ZM84 78H83V80H84ZM58 79H60V78H58ZM56 80H57V77H56ZM87 80L88 79L85 78L84 81L86 82ZM40 81H41V83L43 82V84H44L43 87H42ZM50 90H52L51 93H50ZM61 90L63 93H61ZM67 91H68V94L70 93L69 94L70 96L68 94H66ZM52 93L58 94V95L60 93V96H56V95L53 96ZM97 93L101 97L97 96ZM61 94L62 95L65 94V96H62ZM90 94H93V95H90ZM72 95H74L75 98ZM58 97L61 99H58ZM93 97L94 98L96 97L97 99L96 98L95 99L97 101L94 99V102H93V99H92ZM74 99H78V101L74 100ZM256 101L258 102L259 100L256 99ZM257 102H255V110H256V108L257 109L260 108L258 110L259 111L258 113L260 114L259 116L262 117V120H264V104L263 103L260 104L261 103L260 101H259V103H257ZM91 104H93V105H91ZM256 104L260 105V106L257 107ZM96 105H98V104H96ZM67 109H70L71 111L73 110L72 112H74V113L72 114L70 112V110H67ZM67 111L69 112V114L71 113L72 115H68ZM65 116L66 117L69 116L68 118L70 120H72L71 118H73V116H74L75 119L74 118L73 119L76 122L71 121L68 123ZM92 118H93V120H91ZM6 119L9 120L10 123L12 121V123L11 124L7 123ZM5 123H7V124H5ZM263 123H264V121H263ZM194 127L197 128L196 126H194ZM194 127L190 131L191 134L193 133L192 131L195 129ZM202 127H205V129L203 128L204 130L202 129L203 132L199 128L195 129V130H198L197 132L199 134H197V135H199V136H205L206 135L205 132L207 130H208V132L212 130L211 126L208 125L207 122ZM8 128H10V130ZM8 133H10V134L12 133V134L10 135ZM21 133H22V135H21ZM6 135H9V136H6ZM194 135H196V133ZM125 138H127V137H125ZM24 139H26L29 142V145L27 146L29 148L26 147L27 143L24 144V141H25ZM200 139L203 140V139H205V137L204 138L200 137ZM18 141H20L21 143ZM16 142L20 144V145L19 144L17 145L18 147L15 145ZM96 143H97V145H96ZM21 144H22V147H20ZM112 145L110 144V145H108V147L115 146V145H113V146ZM258 146L260 147V145H257V147ZM23 147H24V149H23ZM261 147L262 148H260V149L258 148V149L262 152V149L264 150V144L261 145ZM256 148H253V149L251 148L252 152L253 151L255 152ZM17 149L18 150L20 149L19 152H17L18 151ZM26 149H28V150H26ZM95 149L93 150V152L95 151ZM258 149H257V151H259ZM21 150H24V151L21 152ZM122 150L123 149L117 150L118 154H117L116 160H118V162L112 166H114V167L119 166V168H122V169L127 167L126 168L127 170L128 169H129V171L133 170L131 173H129V171L127 172L126 169H124V172L126 171L127 173H125V174H127V175H128V173L130 175L133 173L131 175L132 177H134L133 179L134 180L136 179L135 181H137V182L141 181L140 179L142 177H139L140 179L138 181L137 180L138 176L134 172H139L140 171L139 168H141L140 172L144 171L145 170L144 166H146V164L144 163L145 164L144 165L142 160H140V162H139L138 159H140V158H136V157L132 156L128 150H123L124 152L126 151L125 153H123ZM251 150H250V152H249V149L247 151L246 150L242 151V153L245 152L246 156L244 154L243 155H244V157H246V159H247L246 161H248L249 157L253 158L257 155L256 152L254 154V152L252 153ZM10 151H11V153H10ZM14 152H17V154L15 156L10 157V154L11 155L15 154ZM246 152H249L250 156L247 157L248 154H246ZM41 154L44 156L41 157L42 156ZM251 154H253V155L251 156ZM260 154H262V153H260ZM260 154H258V155H260ZM18 156H20L22 159L19 160L20 158H18ZM126 156L128 158L123 159ZM261 156H262V158H260V156H257L258 158L261 159V161H260V159H257V160L259 163L261 162L263 164L264 163V159H263L264 158V152ZM76 157H78V159ZM120 157L122 159H119ZM257 157H255V158H257ZM81 158H82V160H79ZM129 158L131 160L132 159L133 160L131 161V160H129ZM135 158H136V160H135ZM50 160H52V161H50ZM122 160H124V161H122ZM126 160H127V162H126ZM233 160H234V158H232V160H231L232 166L235 165L233 163ZM120 161L122 163H120ZM128 161L131 163V165ZM77 162H78V164H77ZM83 162L85 165L82 164ZM133 162H134V164H133ZM136 162L138 164L139 163L140 164L138 165ZM19 163H21V162H19ZM60 163H61V165H60ZM88 163H89L90 167L87 165ZM93 163L95 166L93 165ZM136 164H137V166H136ZM262 164H261V166H262ZM133 165H135L136 167L135 166L133 167ZM78 167H79V169H78ZM130 167H132V168H130ZM137 167H138V170H136ZM236 167L237 166L235 165V168ZM84 168L86 169V171L84 170ZM96 168H100V170L96 169ZM203 168H204V170H206L205 167H203ZM221 168L222 167H220L219 170L222 171L223 168L222 169ZM232 168L234 169V166ZM89 169H91V170H89ZM104 169H105V171L106 170L107 171L106 172L102 171ZM146 169H147L146 174L148 176L146 174L145 175L147 176V178H146V176L142 175L143 179L146 178L144 183L147 184L148 186H151L152 182H155V178L157 177V175L154 176L155 177L154 178L153 177L154 172L150 171L152 173L149 175L147 173V172H149L147 166H146ZM90 171L92 173H90ZM94 171H95V173H94ZM85 172L89 175H87ZM140 172L137 174H140V175L143 174ZM57 173H59L60 175H58ZM65 173H66L67 177L65 176ZM97 174H98V176H97ZM100 174H103L106 177H104L103 175H100ZM205 175H202L203 177H201V179L202 178L205 179L206 178ZM59 176L61 177L60 180L57 178ZM100 176H102V178H100ZM149 176H152V178H154L152 180V182L150 179H148ZM161 176H163L162 177L163 179H167L165 175H161ZM221 176L222 177L225 176L226 180H228V181H226V182L223 181L225 179V177L223 179H221L222 178ZM229 176H230V174H229ZM92 177H94L96 179H93ZM103 177H104V179H105L104 181L106 183L102 182ZM227 177L230 179V181ZM248 177L251 178V180H252L251 184H249L250 180ZM63 178H65L64 181H62ZM143 179H142V181H143ZM194 179H196V181ZM198 179H200V178L198 177ZM204 179L202 181H204L206 183V179L205 180ZM244 179H245V182H247V180H248V183H244V181H243ZM56 180H57V182H56ZM106 180H108V181H106ZM160 180H158V184H159V182H164V180H162V181H160ZM171 180H172V182L174 181L175 183L177 181H180L178 179H177V181H175V179L174 180L169 179V180H167V182L168 181L170 182ZM236 180L237 179H235V181ZM60 181H61V183H60ZM69 182H71V183H69ZM174 182H173V185H175ZM198 182H201V181H198ZM252 182H254V183H252ZM55 183L56 184L58 183V184L56 185ZM62 183L64 185H62ZM76 183H78L80 186L76 185ZM139 183L141 184V182H139ZM165 183H166V180H165ZM165 183H164V188H165V186L166 187L168 186ZM228 183H229V185H228ZM243 183H244V186L246 185L245 186V189L247 188L246 190L243 189L244 187L242 188L243 185L241 186V184H243ZM255 183L258 186V187L256 186V190H254L255 189L254 185H256ZM161 184L162 183H160V186L162 187L163 184L162 185ZM181 184H179V185H181ZM236 184H238V183H236ZM247 184L250 185L249 187L252 186V188L250 189L251 191H256V193L252 192V194L253 195L257 194V195H254V196L252 195V198H251V195H250L251 191L249 192ZM58 185H60L63 189L65 188L64 189L65 192ZM135 185L134 186L133 185H129V186L127 185L126 189L134 190V191H137L136 193L139 192L142 194L143 190L138 189L139 186H136L137 187V189H136ZM137 185H139V184L137 183ZM179 185H177V188ZM191 185H192V188L189 189V193H190L191 197L190 196H189L190 198L188 197L189 198L188 201L189 200L190 201H192V200L196 201L198 199L197 201L199 202V205H200V202L203 203L204 200L208 201V202H204L203 204H201L200 207L203 206V208L197 207V205H198L197 201L196 202L195 201H192V202L189 201L191 203V205H189L190 203L188 201H187L188 204H186L184 202V201H186L184 199L187 197V196H185V195H187V193L185 191L186 189L184 190V188H187V187L190 188ZM49 186L50 187L53 186V187H51V189L53 188V190H51ZM230 186L233 187L234 189L231 188ZM47 187L49 188V190ZM57 187L59 188V190L61 192L58 190ZM131 187H132V189H131ZM142 187L144 188V184L142 185ZM162 188H161V190H162ZM240 188H241V190L242 189L245 190L243 193L249 194V196L243 197V201L241 200L242 203H240V205L242 204V207H237L238 209L235 208L234 212L231 211V210H233V208H231V210H230V208L228 207V209L230 211L228 209H226L227 203H225L226 207L224 206L225 204L222 207V205H221L222 202L223 201L226 202L227 200L225 197H223V199H222V197L220 198V196L224 195L228 191H231V192L233 191V194H234L233 198L235 195H237L234 199L237 200L239 197V200H238V202H239L240 198L242 199V195H243ZM54 189H56L58 191H56ZM94 189H95V191H94ZM229 189H231V190H229ZM141 190H142V192H140ZM166 190H167V188H166ZM190 190L191 191L193 190L194 192L193 191L191 192ZM62 191H63V193H62ZM187 191H188V189H187ZM262 191H264V189ZM206 192H208V193L211 192L212 194L209 195L208 193L206 194ZM231 192H228V193H231ZM235 192H237V193L235 194ZM60 193H61V196H60ZM139 193L136 194L138 197H139ZM161 193H165V192H161ZM167 193H169V192H167ZM213 194L216 197V199H214V200H217V203H216V201L213 200V197H214ZM217 194H219V195H217ZM261 194L264 195L263 193H261ZM105 195H106V197H105ZM206 195H207V197H206ZM229 195L232 196L231 194H229ZM2 196L0 198H2ZM103 196H104V198H102V199L106 198L105 200H107V197H108V200L107 201L102 200L103 201V203H102V201L100 202V198ZM255 196H258V197H255ZM49 197H50V195H49ZM209 197H212V198L209 199ZM139 198L141 199V197H139ZM139 198L137 200H139ZM230 198H228V200H230ZM49 199H52V198L50 197ZM180 200H182L184 203H181L182 201H180ZM218 200L221 202V204H219L220 202H218ZM221 200H223V201H221ZM163 201H166L168 203V205H172V207L175 208L174 213H171L170 217H169V215L168 216H166V215L169 214L171 212V209L173 210V208L171 206H169V208L165 207L168 205L167 204L165 205L166 202L163 203ZM193 202L197 203V205L195 204L194 206H192L194 204ZM262 202L264 203V198H262ZM262 202L258 201L257 204L259 203L261 206H264V204ZM54 204H56V205H54ZM61 204L64 207L60 208ZM98 204H100V205H98ZM180 204L183 206L184 210H182L183 208H181ZM53 205H54V207H53ZM186 205H188V207H184ZM260 205H259V207H260ZM151 206L152 207L154 206V208H152ZM195 206H196V208H195ZM204 206L207 207L210 211L208 209H205ZM252 206H254V207H252ZM102 207H104V209H105L104 211H103ZM131 207L134 209V211H129V210H131ZM143 207H145V208L147 207V208L145 209ZM148 207L149 208L151 207V208L149 209ZM163 207H165V208H163ZM190 207H192L193 209L195 208L196 211H198V212L195 213ZM220 207H222V208L219 209ZM259 207L257 209H260L259 211L261 212V208H259ZM57 208H60L62 210V212L60 210L58 211ZM185 208H187V210ZM239 208L243 209L245 212L241 210V211H238L239 213L235 215V213H237L236 210H239ZM43 209H45V210H43ZM136 209H139L140 211L144 210V213L137 211ZM151 209H153V210L155 209V210L153 211ZM167 209L169 210V213H168V211H166ZM189 209L192 210V214L189 213V212H191V210H189ZM201 209H203V210H201ZM224 209L228 210L227 215H226V210H224ZM126 210L129 211L130 213L125 212ZM175 210H177V211L175 212ZM251 210H252V212H255V213L251 214ZM39 211H40V213L38 215L37 212H39ZM107 211H108V213H107ZM149 211H151V213H153V214H151ZM206 211L210 215H207L208 213ZM41 212L42 213L44 212V213L41 214ZM45 212H46V214H45ZM51 212L53 213V215L51 214ZM110 212L112 215L109 214ZM138 212L143 214L142 217H144L145 219L141 218V216L139 217ZM145 212H146L148 219L150 217H151V219L153 217L155 218L158 215L160 217L158 216L159 219H158V217H157V219L153 218L152 221L154 220V222L152 223V221H150L152 223L151 224L149 222V220H151V219H149V220L146 219L147 217L145 215ZM199 212L202 215L204 213L203 217L201 214H199ZM231 212L233 215L236 216L235 220H233L234 216L233 217L230 216V215H232V214H230ZM241 212H244V214H247L248 217L247 216L245 217V215L243 213H242V215H240ZM105 213L107 216L105 215ZM121 213H125V217L122 218V216H124V214L121 215ZM128 213L130 214V216L132 214H134L135 217H133V216H131L133 218L128 217L129 216ZM175 213H177V214L179 213L178 214L179 216H177V214H175ZM34 214L38 215V216H36V218H35ZM173 214H174V218L177 217V219L176 218L173 219L171 217ZM187 214H191L192 216L189 218L190 215L187 216ZM195 214L198 215L199 219L197 218V216L196 217L194 216ZM224 214L227 217L224 216ZM40 215H41V217H39ZM43 215H45V216L48 215V216H46V218L45 217L43 218L42 217ZM200 215H201L202 219H204L206 217L205 219L207 220V218H209V220L201 221ZM14 216H16L15 217L16 219L14 218ZM237 216H238V218H237ZM239 216H240V218H239ZM241 216H243V217H241ZM103 217H105L106 220H104ZM107 217H108V219H107ZM115 217H117V218L115 219ZM167 217L169 219H166ZM224 217H226L225 220H223ZM228 217H231L232 219L230 220V219H228ZM249 217H251V218H249ZM42 218L44 221L42 220ZM112 218H113V220H112ZM138 218L139 219L141 218V220H139ZM170 218L172 219V221H170ZM186 218H187V220H186ZM196 218H197V220H196ZM241 218L243 221H246V223H247V224H245V222H244L245 227L243 225V221L240 220ZM243 218H245V219H243ZM246 218L248 220L249 219L250 220L247 221ZM136 219H137V221H135ZM142 219L147 220L149 222L148 223L149 226L148 225L146 226V224H147L146 221L143 220L144 221L143 222ZM165 219L168 222L165 221ZM182 219L183 220L185 219V222ZM189 219H190V222H189ZM138 220H139V222H138ZM156 220H158V221H156ZM174 220H176L177 222L179 221L180 223L182 222V224L184 225L185 228H187V230H185V228L183 226H180L182 224H179V222H178V227H177V223H175ZM227 220L231 221V223H228V224L226 223L229 226L224 224L225 222H228ZM252 220H254V221L252 222V226H251L250 221H252ZM107 221H108V223H107ZM193 221H198V222L193 223ZM237 221L239 222V224H235V223H237ZM126 222H128V223H126ZM202 222H204V223L208 222V223L204 224ZM240 222L242 224H240ZM124 223L129 224L128 226L126 225V227H128V228H125ZM188 223L190 225H188ZM197 223H198V225H197ZM199 223H200V225H199ZM232 223H233V225H232ZM253 224H254V226H253ZM113 225L115 227H113ZM202 225H204V227ZM198 226H202V227H199L202 229L197 228ZM248 226H249V228L247 229ZM121 227L125 228V229H120ZM158 227H159V229H158ZM176 227H177V230L179 229V227H181V228L183 227V229H181V230L179 229L178 231H180V232H177L175 230ZM250 227L254 228V230L252 229V231H251ZM153 228H155V229H153ZM216 228L218 231L215 230ZM151 229H153V230H151ZM196 229H197V231H196ZM198 230H201V231L198 232ZM181 231H183V232H181ZM241 234H243V235H241Z\"/></svg>","mask_w":264,"mask_h":264}]
</instances>
